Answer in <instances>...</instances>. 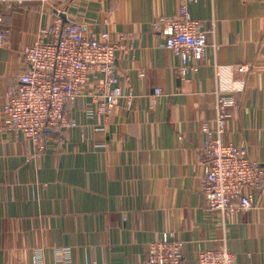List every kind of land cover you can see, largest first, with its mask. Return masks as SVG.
<instances>
[{
  "label": "crops",
  "instance_id": "0c3cea01",
  "mask_svg": "<svg viewBox=\"0 0 264 264\" xmlns=\"http://www.w3.org/2000/svg\"><path fill=\"white\" fill-rule=\"evenodd\" d=\"M181 0H28L0 4L7 29L0 45V264H54L68 248L70 264H129L147 257L149 243L171 232L187 264L202 250L226 245L236 264H264V189L254 208L226 220L207 208L201 190L205 123L212 124L216 64L234 65L246 88L223 136L248 148L264 168V0H196L191 16L209 31L197 70L180 71L178 57L157 34L160 16L176 15ZM60 17L86 32L111 31L127 49L117 54L123 90L113 114L90 113L86 94L67 106L78 126L48 130L36 150L8 125L6 91L17 85L21 50ZM241 66H246L242 69ZM161 93L157 94L156 89ZM99 127L103 129L97 130ZM106 147H96L97 143Z\"/></svg>",
  "mask_w": 264,
  "mask_h": 264
},
{
  "label": "built area",
  "instance_id": "2783aa9c",
  "mask_svg": "<svg viewBox=\"0 0 264 264\" xmlns=\"http://www.w3.org/2000/svg\"><path fill=\"white\" fill-rule=\"evenodd\" d=\"M26 1L0 0V4L13 7ZM194 1L181 0L176 15L160 16L154 22L166 48L178 57L177 68L182 72L197 70L209 45V31L189 12V4ZM6 35L7 29L0 24V45ZM126 49L125 43L113 40L109 30L99 34L86 32L81 23L65 22L60 17L41 27L34 41L20 52L23 65L18 84L6 91L4 111L9 127L22 132L36 150H43L48 130L63 132L78 126L77 121L69 118L67 106L88 92L92 85L91 74L97 71L103 78L91 87L92 106L88 111L111 115L122 97L127 98L130 105L134 93L123 90L116 65L118 52ZM215 68L218 82L215 115L212 124L207 122L202 127L201 190L207 208L226 222L254 208L256 192L264 189V168L250 157L246 146L223 141L236 106V93L243 91L247 83L233 76L234 65L216 64ZM156 93L160 94L161 89L157 88ZM107 145L95 144L96 147ZM184 245L171 232H164L161 238L149 243L145 259L129 264H187ZM69 251L68 248L60 250L54 264H70ZM34 264H46L41 253L35 256ZM195 264H236V259L235 254L222 245L202 250Z\"/></svg>",
  "mask_w": 264,
  "mask_h": 264
},
{
  "label": "trees",
  "instance_id": "16d2710c",
  "mask_svg": "<svg viewBox=\"0 0 264 264\" xmlns=\"http://www.w3.org/2000/svg\"><path fill=\"white\" fill-rule=\"evenodd\" d=\"M1 23V22H0Z\"/></svg>",
  "mask_w": 264,
  "mask_h": 264
}]
</instances>
